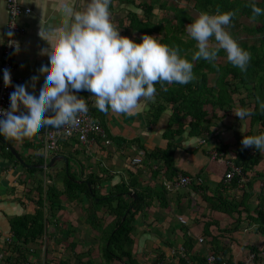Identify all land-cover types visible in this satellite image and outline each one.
Returning <instances> with one entry per match:
<instances>
[{
    "label": "crops",
    "instance_id": "obj_1",
    "mask_svg": "<svg viewBox=\"0 0 264 264\" xmlns=\"http://www.w3.org/2000/svg\"><path fill=\"white\" fill-rule=\"evenodd\" d=\"M172 1L111 0L109 6L110 20L121 36L128 37L136 42L141 34L129 29L131 16L135 15L139 20L144 21L145 11L143 6L152 4L155 20L158 23L165 15L163 13H166L163 8L164 5H171ZM21 2L30 7L33 12L31 15L19 19V24L25 30V35L18 40L14 59L15 74L26 86L28 93L38 97L45 80L41 68L49 64V58L43 50L50 47L40 37V28L42 27L45 30L56 29L61 27L66 20H70V17L63 10V3L70 5L74 11H83L88 0H21ZM169 13H172V11H169ZM7 25L6 3L5 0H0V65ZM153 37L157 38L159 42L161 34H154ZM34 77L35 80H33ZM70 91H72V94L75 93L74 90L70 89ZM82 95L86 96L84 100L95 102V97L91 92L82 90ZM153 99L141 103L140 107L131 115L116 114L111 110L100 115V113H97L99 110L95 107V104L92 105L90 115L104 127L102 129H104L107 136L109 134L113 137V140L108 137L111 141L109 145H106L101 138L93 136L92 138L96 140L91 144L84 145L70 139L67 144L65 143L66 145L62 143L61 154L46 153L44 133L46 129L52 128V126L41 128L33 137L25 139L23 142L0 136V252L4 256L3 264H27L26 261L31 264L51 262V259L48 258V261L43 263L44 256H42V259L41 255L32 249L37 246L36 244H31L33 245L31 247L19 244L14 229L15 225L24 217L36 214L37 205L34 201L36 193L35 191L32 192V189L37 186V183L44 181L46 186L50 184L62 189V179H57L56 174L60 170L64 171L69 166L68 157L70 156L74 161L72 174L82 178L94 174V176H99L103 180L98 188L101 195H107L113 191L122 179L128 182L129 179L136 176H138L141 183V189H147L151 192V195L159 193L164 187L167 188V198L169 199L167 207L163 208L160 202L154 198L151 206L136 216V247L139 248L138 253L143 255L151 253L152 258H156V260L162 254L167 263L178 264V256L180 255L174 251L182 247L187 240L193 239L196 242L194 245L195 250L200 251L203 253V257H206L211 246L208 244V240L200 244L199 238H203L204 227L213 219L219 223V227L216 225L211 226L212 233L218 235L221 232L219 236L221 243L223 246L230 247V252L224 255L222 259L232 263L240 262L252 253L251 247H257L261 250L264 246V235L256 231V226L250 222L249 215L256 216L255 210L259 204L253 207L251 202L264 189V178H260L255 182L254 195L249 197L246 203L250 214L243 212L240 223L234 222V219L239 217L236 213L234 219H232L220 210L212 212L207 207L206 203L208 202L203 198L206 196L214 199L217 194L216 190L223 180L221 166L216 165V162L211 159V153L216 151L221 143H224L230 146L229 154L233 157L232 153L236 149L234 145L238 140L236 137L241 132L227 129V132L222 134L221 128L224 124L218 122L219 126L214 128L215 133L210 137H192L188 132L189 130H186L176 139H165L164 135L169 125L172 108L168 107L159 121L152 124L150 112L155 101ZM93 109H96L94 115L91 113ZM23 112H26V110L23 109ZM46 115L51 116L53 113L49 111ZM95 115L97 116L95 117ZM170 146L174 156V167L187 174L183 176L192 177L202 171L204 172V176H201L202 183H200L204 186V190L196 192L191 188L192 184L178 186L181 173L178 179L168 181L164 177V164L162 161H152L144 164L146 161L144 159L145 150L148 152L156 149L166 150ZM11 147L17 152L23 163H20L12 154ZM141 154L143 155L142 164H133L132 160L141 157ZM56 156L66 157L67 163L65 160L57 158L52 168L40 170L33 167L34 165H48ZM58 161H62L65 166L57 167ZM31 169H36L38 172L31 173ZM60 173L62 174V172ZM49 176H52V179ZM78 182L82 181L78 180ZM224 182L226 184L230 183L225 179ZM197 185L199 184L196 183L195 186ZM131 192L134 193L132 190ZM241 194V191L237 192V198ZM229 195L234 196L233 193H229ZM64 206H66L64 217L58 215L56 220L52 219L46 235L42 238L43 243L44 239H49L50 242L54 241V243L58 239L63 240L61 230H63L62 225L65 222H70L73 225L75 236L80 240V245L82 242L84 243L83 238H85V234H88V231L82 227V221L78 220L80 216V207L78 206L80 205L75 206L64 203ZM180 216L187 220V225L179 222L178 218ZM112 220V217L107 218V224L111 223ZM174 222L181 225V228L175 230V232L169 228V225ZM166 233L168 234L166 235ZM10 237L12 238L11 242L8 241ZM162 239L169 241L171 245L162 244ZM152 244L154 248L151 246ZM161 244L165 245L166 249L161 247ZM24 248H27L30 253H27V249ZM20 252L25 256L26 261H24V258L22 259ZM64 253H61L60 256H64ZM261 255H264V252H261Z\"/></svg>",
    "mask_w": 264,
    "mask_h": 264
},
{
    "label": "trees",
    "instance_id": "obj_2",
    "mask_svg": "<svg viewBox=\"0 0 264 264\" xmlns=\"http://www.w3.org/2000/svg\"><path fill=\"white\" fill-rule=\"evenodd\" d=\"M251 3H255L257 7L264 9V0H173L171 5H164L166 14L158 23L155 20L152 4L143 6L144 21L139 20L135 15L131 16L129 29L141 34L135 43H141L143 35L153 37L154 34H161L159 43L177 47L180 56L193 63V73L196 77L194 81L186 85L165 84L163 88L159 83L155 85V101L150 112L151 123L156 124L168 107L172 108L169 125L164 135L165 139H176L186 130H189L188 132L192 137H210L215 133L214 128L219 126L218 122L226 124V122L240 121L234 115L238 108L248 109L252 113V115L244 118L249 128L248 131L236 137L238 144L241 143L244 136L264 134V111L260 109L257 101V96H259L260 101L264 102V15L252 20L251 8L247 6ZM217 7L221 13H235L229 25L234 28L231 36L251 56L247 70L244 72L228 62L227 54L223 49L219 50L216 60L212 62L203 59L192 60L194 52L198 49L196 41L191 38L187 27L197 19L201 12L216 14ZM193 13H196V16ZM210 42L217 43L214 37L210 39ZM74 94L78 98H86L82 95V91ZM236 95L240 96L238 100L235 99ZM95 112L96 109H93L92 115ZM97 113L103 114L100 111ZM100 127L104 128L101 125ZM108 137L113 140L111 135L108 134ZM70 139L79 142L76 137L62 139L57 154L62 153V143L66 145ZM229 148V145L221 143L216 151L220 154L224 153L223 155L230 162L242 170L243 186L240 187V177H236L226 184L224 179L230 170V166L226 162L221 163L215 160L216 165L221 166L223 180L216 190L217 194L214 199L206 196L203 198L208 202L206 203L207 207L212 212L220 210L232 219L236 213L239 217L234 219V222L240 223L243 212L250 214L246 203L249 197L254 195L255 182L264 178V151H259L254 147H237L232 153L233 157H231ZM171 149L170 146L166 150L144 151V159L146 160L144 164L162 161L164 177L168 181L178 179L180 173L187 175L174 167V156ZM70 157H68L69 166L56 174L57 179H62V189L50 184L46 186L44 181H40L32 189V192L35 191L36 193L34 200L37 205L36 214L24 217L15 225L14 234L19 244H23V246H27L29 243L42 244V238L46 235L52 219L56 220L58 215L63 218L66 209L64 203H69L75 206L80 205L78 206L80 207L78 220L82 221V227L89 232V239L85 240L88 241L87 245L84 243L86 247H89L84 252L78 250L81 245L80 240L75 236V229L70 222H65L62 225L63 230H61L64 238L63 240L58 239L55 245H63L65 249L63 255L66 257H52L51 262L47 264H139L135 258L137 249H135L137 243L136 216L149 208L154 198L160 202L163 208L167 207L169 205L167 188L164 187L159 193L151 195L147 189H141V183L136 176L129 179L128 182L122 179L113 191L107 195H101L98 188L103 180L94 174L83 178L72 174ZM30 171L31 173L38 172L36 169ZM201 176H204L203 171L192 176L191 188L196 192L204 190V186L201 184L195 186L196 179L202 178ZM51 177L49 176V178ZM78 180L82 182H78ZM131 190L138 195L136 201L130 196ZM239 191L242 194L237 198ZM229 193H233L234 196L229 195ZM257 199L259 205L255 210L256 216L253 217L250 214L249 217L250 222L256 226V231L264 235V189ZM109 217H112L113 220L107 224L106 221ZM214 225L219 227V223L214 219L207 223L202 236L204 241L208 240V244L211 246L210 253L220 261L224 255L230 252V247L223 246L221 243L219 237L221 232L218 235L212 233L210 227ZM161 242L165 245H171L169 241L163 239ZM195 243L193 239L183 243L185 253L184 257L178 256V264H206V257H203V253L195 250ZM28 251L27 249V253H30ZM95 251L98 253V259ZM251 251L255 255L254 264H258L262 260L260 255L261 252H264V246L261 250L257 247H251ZM46 252L49 253L48 249ZM21 256L26 261L22 253ZM157 262L158 264H170L165 261L162 254ZM26 263L31 264L28 261Z\"/></svg>",
    "mask_w": 264,
    "mask_h": 264
},
{
    "label": "clouds",
    "instance_id": "obj_3",
    "mask_svg": "<svg viewBox=\"0 0 264 264\" xmlns=\"http://www.w3.org/2000/svg\"><path fill=\"white\" fill-rule=\"evenodd\" d=\"M110 4L111 0H88L83 11H74L63 3L70 20L56 29L40 28V37L50 46L43 50L49 58V64L41 68L44 83L38 97L29 94L25 85H18L10 94L11 110L0 112L5 117L0 119V136L23 142L45 126L60 129L76 125L79 114H86L88 107L70 89L91 92L95 107L102 113L111 110L131 115L141 103L154 98L157 83L163 88L165 84L186 85L196 79L193 63L182 58L177 47L161 44L150 35H143L141 43L121 36L111 23ZM247 6L251 8L252 20L264 15V9L255 3ZM234 15V12L221 13L217 7L216 14L201 12L188 25L198 49L193 61L212 62L223 49L229 63L242 72L247 70L250 53L226 30ZM213 37L215 46L210 43ZM4 83L5 86L11 83L7 70ZM257 101L264 111L259 96ZM21 105L26 112H20ZM49 111L53 115H46ZM234 115L242 120L252 113L238 108ZM241 143L245 148L264 151V134L244 136Z\"/></svg>",
    "mask_w": 264,
    "mask_h": 264
},
{
    "label": "built area",
    "instance_id": "obj_4",
    "mask_svg": "<svg viewBox=\"0 0 264 264\" xmlns=\"http://www.w3.org/2000/svg\"><path fill=\"white\" fill-rule=\"evenodd\" d=\"M7 12H8V25L7 33L4 42V47L2 50V60L0 65V112L10 111L11 102L10 94L15 91L18 85H23L20 78L16 77V65H15V53L18 47V40L20 37L25 35V30L20 26L19 19L23 16H29L32 14V9L30 7L22 4L21 0H5ZM11 33V35H9ZM7 70L11 76V83L9 86H5L4 83V71ZM87 103V113H81L78 116V123L74 126H66L60 129L49 128L45 131L44 147L46 153L53 152L56 153L59 149V144L62 139H69L72 137L78 138V141L81 144L87 145L95 142L96 139H93V136L101 138L106 145H109L111 141L108 139V136L104 129H102L97 122L90 115V109L92 105L95 104L92 100H85ZM23 106L21 105L20 112H23ZM0 119H5L3 115H0ZM212 160H218L221 163H228L230 170L225 176V180L230 182L236 177H240V187L243 186L244 176L242 170L230 162L223 154L213 151L210 155ZM133 164L139 165L142 164V157H136L132 160ZM193 182L192 177L180 175L178 186H188ZM195 183H202L201 178H197ZM179 222L183 225H187V220L180 216L178 218ZM8 241L11 242L12 238H8ZM199 243H204L203 238H199ZM184 257L185 247H180L177 251H174ZM4 256L0 252V264H3ZM255 255L250 253L243 261L230 262L228 260L221 259L218 261L212 253H208L206 256V264H254Z\"/></svg>",
    "mask_w": 264,
    "mask_h": 264
},
{
    "label": "rangeland",
    "instance_id": "obj_5",
    "mask_svg": "<svg viewBox=\"0 0 264 264\" xmlns=\"http://www.w3.org/2000/svg\"><path fill=\"white\" fill-rule=\"evenodd\" d=\"M159 1H162V0H159ZM183 5L184 4H181V6H183ZM164 14H166V13H163V15ZM160 15H161V13H160ZM193 15L196 16V13H193ZM226 30L230 34H232V32L234 31V28L228 26V28ZM211 44L213 46H215L217 43L214 42V43H211ZM239 97H240L239 95H236L235 96V99L238 100ZM153 101H154V99H153ZM227 123H229V124H227ZM227 125H229V126H227ZM224 126H226V127H224ZM222 127H223V128H221V133L222 134H225V132H227V129L230 130V131L232 129L235 132L244 133L245 131H248V128H249L248 125H247L246 119H245V121L243 119V120H240L238 122H226V124H224ZM256 133H258V132H256ZM234 146H235V148H237V147H243L242 143L238 144V142H236ZM213 161L215 162V160H213ZM73 165H74V161H73V159H70L71 171L73 169V167H72ZM61 166L64 167L65 164L62 161H58L57 167H61ZM261 167H263V166L261 165ZM260 171L263 172L262 169H260ZM263 174H264V172H263ZM44 185H46V183H44ZM251 203H252V206L253 207H256L257 204H258L257 198L252 199V202ZM75 211H76V209H75ZM162 228H164V227H162ZM169 228H170V230H173L175 232V230H178V229L181 228V225L178 224V223H176V222H174V223H172V224L169 225ZM88 234H89V232H88ZM88 234H85V238H83V240H88L89 239L88 238L89 237ZM167 234L168 233H166V235ZM81 241H82V239H81ZM87 242L88 241H84V243L86 245H87ZM84 243H82L81 246L78 248L79 251L84 252V251H86L88 249L89 246L86 247ZM31 246H33V245H31L29 243V247H31ZM151 246H153V244ZM161 247H163L164 249H166L165 245H162L161 244ZM242 247H244V246H242ZM153 248H154V246H153ZM32 249L33 250H36L39 253V255H41V258H42V256H44V259L42 258L43 259V263H44V261H48L47 260L48 258L50 260L52 257H61L60 254L61 253H64V251H65V249H64V247H62V245L61 246L55 245L54 241L53 242H50L49 239H44V243L38 244L37 246H34ZM47 249H48V252H49L48 254L46 252ZM138 250H139V248H137L136 251H135V253H136L135 254V258L139 262V264H158L156 258L155 259L152 258L151 253H149L148 255H143L141 253H138L139 252ZM30 251L32 253V250L31 249H30ZM55 253H56V255H55ZM95 255H96V258L98 259V253L96 251H95ZM260 256L262 257L261 258L262 260L259 261L258 264H264V255H260ZM64 257H66V256H64ZM85 259H87V258H85ZM72 261H74V260L72 259Z\"/></svg>",
    "mask_w": 264,
    "mask_h": 264
},
{
    "label": "water",
    "instance_id": "obj_6",
    "mask_svg": "<svg viewBox=\"0 0 264 264\" xmlns=\"http://www.w3.org/2000/svg\"><path fill=\"white\" fill-rule=\"evenodd\" d=\"M12 154L16 157V159L20 162V163H23L22 159H20V157L18 156L17 152L11 147L10 148ZM57 158H60V159H63L66 161L67 163V159L66 157H63V156H56L54 157V159L51 161V163H49L48 165H34L33 167L36 168V169H40V170H45V169H49V168H52L53 167V164L54 162L56 161ZM130 196H133L135 201L137 200L138 198V195L137 194H134V193H130Z\"/></svg>",
    "mask_w": 264,
    "mask_h": 264
}]
</instances>
